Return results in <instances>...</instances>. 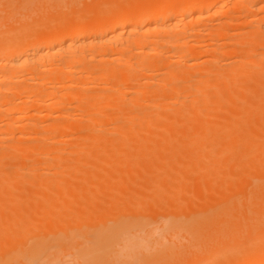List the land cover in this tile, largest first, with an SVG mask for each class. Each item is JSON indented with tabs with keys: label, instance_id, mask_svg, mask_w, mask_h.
I'll list each match as a JSON object with an SVG mask.
<instances>
[{
	"label": "bare ground",
	"instance_id": "obj_1",
	"mask_svg": "<svg viewBox=\"0 0 264 264\" xmlns=\"http://www.w3.org/2000/svg\"><path fill=\"white\" fill-rule=\"evenodd\" d=\"M85 2L0 0V264H264V0Z\"/></svg>",
	"mask_w": 264,
	"mask_h": 264
},
{
	"label": "rangeland",
	"instance_id": "obj_2",
	"mask_svg": "<svg viewBox=\"0 0 264 264\" xmlns=\"http://www.w3.org/2000/svg\"><path fill=\"white\" fill-rule=\"evenodd\" d=\"M84 1H85V0H84ZM86 1H88V2H85V3H87V5H88V4L91 3V2L93 3L94 0H86ZM105 1H106V0H102V2H105ZM234 4H235V3L233 2V3L231 4V6H234ZM1 14H2L3 16H5V13H1V12H0V15H1ZM2 15H1V17H2ZM173 18H174V17H171V19H173ZM31 22H32V21H31ZM31 22H30V23H31ZM45 22H47V21H45ZM30 23H23V24H24V25H27V24H30ZM184 23H185V22H184ZM15 24H17V23H15ZM181 25H182V27L184 26L183 24H181ZM6 26H9V25H4L5 28H7ZM4 27H3V29L6 30ZM146 97H147V96H146ZM149 97H150V96H149ZM144 98H145V97H144ZM150 98H153V97H150ZM145 99H147V98H145ZM116 101H117V100H116ZM116 101L112 100L113 103H115ZM142 101H143V104H145V105H146L147 103H148V105H151L150 103H151L152 100L149 101V100L147 99V101H149V102H147L146 100H142ZM144 101H145L146 103H145ZM110 102H111V101H110ZM143 104H142V108H143V109L141 108L140 110H144V109L147 110V109L151 108L150 106H145V105L143 106ZM125 106L128 107V105H125ZM72 107H73V109H74L73 111L77 112V115H78V116H77L76 114H74V115H76L75 117H76V118L78 117V118L81 119V116H80L81 114H80V115L78 114V112H79L78 110H79V109L74 108L75 105H73ZM72 107H71V108H72ZM127 107H126V108H127ZM144 107H145V108H144ZM67 109H68V108H67ZM167 109H168V108H167ZM167 109H165L164 111H165V112H169L170 110L168 109V110H169V111H168ZM70 111H71V110H70ZM71 112H72V111H71ZM75 112H73V113H75ZM79 113H83V112L80 111ZM118 114H119V113H118ZM82 115H83V114H82ZM79 116H80V117H79ZM75 117H74V118H75ZM74 118H73V119H74ZM80 119H78V120H75V119H74L73 122L69 120V122H72V123L77 122V123H79V122L81 121ZM71 120H72V119H71ZM79 120H80V121H79ZM73 131H74V132H73ZM73 131L68 133L69 136H68L67 134H65V137H66V135H67L66 140H67V139H68V140H73L74 137L76 138V137L82 135V134H81V135L79 134V131H80V130H78V129H77V130H73ZM75 131H78V132H75ZM29 132L31 133V131H29ZM36 133H37V132H36ZM36 133H35V136H36ZM71 133H72V134H71ZM75 133H77V134H75ZM80 133H82V132H80ZM31 134H34V133H31ZM31 134H30L29 137H30V138H34V135H33V137H31V136H32ZM111 134H112V133H108V135H111ZM28 135H29V134H27V136H28ZM37 136H38L37 138L41 137V135H38V134H37ZM65 137H64V138H65ZM6 139H7V138H6ZM9 139H12V138H9ZM16 139L19 141V142L17 141V144L19 143L18 146H22V144H23L24 146H26V143L29 144V143H32L33 141H35L36 137H35L34 140H32V139L29 140L28 138H27V139L16 138ZM16 139L13 138V140H16ZM19 139H20V140H19ZM68 140H67V141H68ZM8 141H9V140H8ZM8 141H5V142H8ZM10 141H11V140H10ZM10 141H9L8 143H13V142H10ZM36 141H37V139H36ZM14 143H16V141H15ZM17 144H16V145H17ZM20 144H21V145H20ZM14 160H15V159H14ZM20 161H21V160H18V161H16V162L19 163ZM25 161H27V160H25ZM11 162H15V161H13L12 159H10V162H9V163H11ZM16 162H15V163H16ZM37 166H38V165H37ZM29 185H30V184H29ZM31 186H32V185H31ZM28 188H31V187L28 186ZM32 188H33V186H32ZM79 205H80V204H79ZM189 235H190V234H189ZM183 236H184V239H183ZM185 236H187V233H185V235H184V233L181 234V236H179L180 238L178 239V240H179L178 243H179V242H182L183 244H182V243L180 244V245L182 246L181 248H185V249H187V248H188L187 246L184 247V244H187V243H185L186 241L183 242V241L185 240V238H186ZM181 237H182V239H181ZM187 238H188V239H187ZM187 238H186V240H188L187 242H189V237L187 236ZM181 240H183V241H181ZM178 243H177V245H179ZM189 243H190V242H189ZM190 244H191V243H190ZM235 244H236V243H235ZM172 245H173V244H172ZM202 245H203V244H202ZM233 245H234V244H233ZM238 245H240V244H238ZM174 246H175V245H174ZM234 246H235V245H234ZM175 247H176V246H175ZM175 247H174V248H175ZM177 247H178V246H177ZM177 247H176V248H177ZM189 247H191L192 249L197 250V247H198V246H197L196 248H195V247L193 248V245H192V246L189 245ZM200 247H201V245H200ZM178 248H179V247H178ZM178 248L175 249V250L178 251ZM181 248H180V250H181ZM192 249H191V250H192ZM198 249H199V247H198ZM183 250H184V249H183ZM183 250L180 251V252H177V251H176V253H179V254H180L181 252H186V250H185V251H183ZM195 250H193V251H195ZM187 251H188V250H187ZM189 251H190V248H189ZM189 251H188V252H189ZM167 252H168V251H167ZM167 252H166V255H167ZM173 252H174V250H173ZM188 252L184 253L185 255L183 256V258H186L185 256L188 255V254H187ZM168 253L170 254V252H168ZM191 253H193V252H191ZM169 254H168V256H171V255H172V254H171V255H169ZM179 254H178V255H179ZM181 254H182V253H181ZM189 254H190V253H189ZM173 255H174V254H173ZM173 255H172V256H173ZM176 255H177V254H176ZM176 255H175L174 257H176ZM164 256H165V255H164ZM168 256H167V258H168ZM172 256L170 257L171 260H173V259H172V258H173ZM180 256H181V255H180ZM180 256H178V257H180ZM188 256H189V255H188ZM188 256H187V257H188ZM191 256H192V255H190V257H191ZM178 257H177V258H178ZM190 257H189V258H190ZM162 258H163V257H162ZM162 258H161V262H162ZM167 258H163V260H164V259L166 260ZM178 259H179V258H178ZM180 259H182V258H180ZM180 259L177 260L179 263H181V264L183 263V264H184V263L186 262L185 264H189V261H188V260L185 261V260L188 259V258H186V259H184V260L182 259V261H181ZM133 260H137V261H134V263H136V264L139 263V264H140L141 261H138V260H141V257H139V259L137 258V259H133ZM128 261H129V260H128ZM128 261H127V262H128ZM142 261H143V259H142ZM145 261H146V260H145ZM145 261H143V262H145ZM169 261H170V260H169ZM175 261H176V260H175ZM184 261H185V262H184ZM146 262H147V261H146ZM159 262H160V260H159ZM161 262H160V264H162ZM166 262H167V260L165 261V263H166ZM194 262H195V261H194ZM196 262H197V261H196ZM134 263H133V264H134ZM165 263L163 262V264H165ZM119 264H120V263H119ZM125 264H126V263H125ZM130 264H131V260H130ZM143 264H144V263H143ZM145 264H146V263H145ZM156 264H159V263H156ZM168 264H169V263H168ZM171 264H174V263H172V261H171Z\"/></svg>",
	"mask_w": 264,
	"mask_h": 264
}]
</instances>
